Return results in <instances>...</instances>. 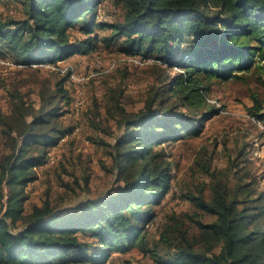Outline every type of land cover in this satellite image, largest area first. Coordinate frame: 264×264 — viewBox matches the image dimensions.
<instances>
[{
    "label": "trees",
    "instance_id": "trees-1",
    "mask_svg": "<svg viewBox=\"0 0 264 264\" xmlns=\"http://www.w3.org/2000/svg\"><path fill=\"white\" fill-rule=\"evenodd\" d=\"M103 1L22 0V18L0 12V54H9L3 58L16 67L40 70L32 66L88 55L98 42L110 46L124 37L125 55L144 62L153 58L150 64L164 69L157 75L158 88L165 86L162 93L153 89L138 114L121 108L116 121L121 135L103 143L122 185L63 210L47 200L27 211L25 203L27 184L38 180L36 167L49 161L48 148L72 133L55 123L60 104L70 102L64 79L39 91L38 107L19 91L9 93L12 108L0 111V133L9 149L0 156V264H106L113 253L132 247L166 264L142 232L172 188L167 149L184 133H198L202 120L222 110L209 99L215 81L254 64L264 68V0H115L123 10L120 23L98 20ZM77 24L85 39L75 37ZM98 28L111 33L99 36ZM173 68L178 72L171 76ZM253 100L250 113L264 124V103L256 95ZM76 127L81 130L79 123ZM245 162L246 157L241 170ZM211 178L210 199L202 190L185 197L216 219L172 213L160 230L162 242L173 248L177 263L264 264V191L257 177L223 180L211 173Z\"/></svg>",
    "mask_w": 264,
    "mask_h": 264
},
{
    "label": "rangeland",
    "instance_id": "rangeland-1",
    "mask_svg": "<svg viewBox=\"0 0 264 264\" xmlns=\"http://www.w3.org/2000/svg\"><path fill=\"white\" fill-rule=\"evenodd\" d=\"M0 12L7 18H22L23 2L0 0ZM98 20L120 23L123 10L115 4V0H105L99 6ZM80 26L77 24L74 28V35L85 39L79 32ZM96 31L99 36L111 33L109 29L98 28ZM124 40V37L119 38L110 46L98 42L96 50L88 55L74 54L56 64L48 63L50 66L40 70L16 67L11 59L3 58L9 54H0V111L10 112L12 95L9 93L14 94L15 91H19L28 103H35L38 107L39 91L53 88L56 81L63 78L70 102L60 104L61 116L55 123L64 133L69 130L77 132L66 141L59 136L57 144L48 148L49 161L36 167L38 180L26 186L29 196L25 203L27 211L43 205L47 200L60 210L73 208L82 200L98 198L122 185L116 182L111 149L103 143L110 144L121 135L116 122L120 119L121 108L127 113L138 114L144 109L145 100L153 89L159 93L165 89L162 83L158 88L156 82L157 75H162L164 69L157 64L144 62L141 56L125 55L122 51ZM134 60L142 64H136ZM6 61L11 64L7 65L9 62ZM177 72L178 68H173L171 76ZM254 95L264 103V68L255 64L251 69L215 81L209 99L217 109L222 110L212 118L202 120L203 126L198 133H184L181 140L169 145L167 152L172 164V188L162 203L155 206L156 219L145 225L142 232L148 247L164 263L183 264L177 263L176 257L173 258V248L162 242L160 237V230L168 215L199 212L205 222L216 219L198 211L185 197L188 193L202 190L210 199L211 173H216L223 180L235 175H243L247 180L256 176L259 188L264 191V124L255 120L250 113L254 106ZM202 118L198 114L197 121ZM78 123L80 131L76 128ZM8 152L0 133V156ZM240 152L244 157L239 156ZM245 157L246 162L241 170L239 163ZM233 160L236 163L232 167ZM235 180L232 179L230 184L233 185ZM191 226V232L197 234L195 225ZM55 262L69 264L60 260ZM106 264L156 262L153 253L145 256L138 248L132 247L126 252L113 253Z\"/></svg>",
    "mask_w": 264,
    "mask_h": 264
},
{
    "label": "built area",
    "instance_id": "built-area-1",
    "mask_svg": "<svg viewBox=\"0 0 264 264\" xmlns=\"http://www.w3.org/2000/svg\"><path fill=\"white\" fill-rule=\"evenodd\" d=\"M131 61V60H130ZM147 62L148 63H152L153 62V58H148L147 59ZM134 63H136V64H142L140 61H138V60H134ZM11 63H8L7 65H10ZM46 66H50L48 63H44V64H34L32 67H40V68H42V67H46ZM53 69H54V67H52ZM56 69V68H55ZM54 69V70H55ZM79 101V98L77 99V102ZM80 109H81V107H80ZM83 109V108H82ZM81 109V110H82ZM78 113V112H77ZM76 128H78V131H80V129H79V127H76ZM75 128V129H76ZM75 133H77V132H74L73 131V133H71V134H75ZM71 134L70 135H65V136H63L64 137V141H66L67 139H69L70 137H71ZM70 136V137H69ZM66 137H68V138H66Z\"/></svg>",
    "mask_w": 264,
    "mask_h": 264
},
{
    "label": "crops",
    "instance_id": "crops-1",
    "mask_svg": "<svg viewBox=\"0 0 264 264\" xmlns=\"http://www.w3.org/2000/svg\"><path fill=\"white\" fill-rule=\"evenodd\" d=\"M85 127V126H84ZM86 132H87V127H86Z\"/></svg>",
    "mask_w": 264,
    "mask_h": 264
}]
</instances>
